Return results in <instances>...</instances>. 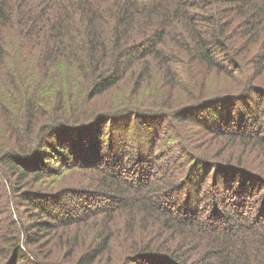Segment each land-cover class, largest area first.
Returning <instances> with one entry per match:
<instances>
[{
    "label": "trees",
    "instance_id": "trees-1",
    "mask_svg": "<svg viewBox=\"0 0 264 264\" xmlns=\"http://www.w3.org/2000/svg\"><path fill=\"white\" fill-rule=\"evenodd\" d=\"M0 264H264V0H0Z\"/></svg>",
    "mask_w": 264,
    "mask_h": 264
},
{
    "label": "rangeland",
    "instance_id": "rangeland-1",
    "mask_svg": "<svg viewBox=\"0 0 264 264\" xmlns=\"http://www.w3.org/2000/svg\"><path fill=\"white\" fill-rule=\"evenodd\" d=\"M0 182H1V180H0Z\"/></svg>",
    "mask_w": 264,
    "mask_h": 264
}]
</instances>
